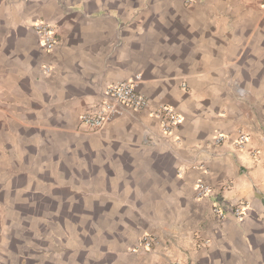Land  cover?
<instances>
[{
    "label": "crops",
    "instance_id": "crops-1",
    "mask_svg": "<svg viewBox=\"0 0 264 264\" xmlns=\"http://www.w3.org/2000/svg\"><path fill=\"white\" fill-rule=\"evenodd\" d=\"M138 75L150 106L84 132ZM0 264H264V0H0Z\"/></svg>",
    "mask_w": 264,
    "mask_h": 264
},
{
    "label": "built area",
    "instance_id": "built-area-1",
    "mask_svg": "<svg viewBox=\"0 0 264 264\" xmlns=\"http://www.w3.org/2000/svg\"><path fill=\"white\" fill-rule=\"evenodd\" d=\"M35 30L44 51L52 53L59 45V36L55 27L47 22H38L35 25ZM45 72L50 74L52 68L46 67ZM140 80L141 76L138 75L134 79L111 85L105 89L99 105L94 110L83 113L80 116L81 129L87 133H99L120 113L121 108L140 111L150 106V100L138 91ZM152 115L158 119L162 130L166 134L171 133L174 128L178 127L182 120L181 116L173 108L167 106L158 108L153 111ZM224 140V135H218L214 139V143L219 145ZM246 143L247 136L241 134L235 146L238 149H243ZM196 191L197 196L203 198L209 196L211 188L203 181H200L196 186ZM230 212L236 219L243 221L247 212V205L241 202L233 207ZM230 212L216 206L213 208V214L221 221H225ZM155 243V237L145 235L141 238L138 248L151 249Z\"/></svg>",
    "mask_w": 264,
    "mask_h": 264
}]
</instances>
